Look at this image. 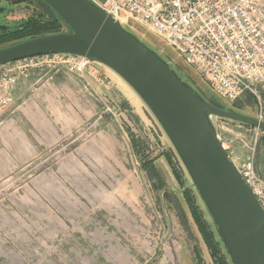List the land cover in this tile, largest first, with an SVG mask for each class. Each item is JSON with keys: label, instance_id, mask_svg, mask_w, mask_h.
Segmentation results:
<instances>
[{"label": "rangeland", "instance_id": "1", "mask_svg": "<svg viewBox=\"0 0 264 264\" xmlns=\"http://www.w3.org/2000/svg\"><path fill=\"white\" fill-rule=\"evenodd\" d=\"M0 8H4L0 25L7 26L11 32L35 13L44 12L33 0L13 5L0 0ZM132 26L135 34L152 49L163 56H172V64L181 65L187 79L189 76L195 79L196 82L188 80L196 90L216 99L226 109L264 120V95L261 101L248 96L233 104L221 101L193 69L183 64L175 51L146 27L136 23ZM66 31L63 28L61 33ZM9 69L0 68V80ZM56 75L77 77L80 96L97 105L99 111L77 133L53 149L54 156L47 164L39 160V165L0 179V264H219L220 257L212 254L188 202L185 193L190 185L188 175L168 138L138 96L115 73L95 63L81 73L70 72L64 66L30 69L17 83L31 76L35 81H53ZM212 121L229 153L241 160L252 157L257 174L264 180L256 166L264 148V132L216 117ZM104 128L116 131L119 153L127 158L145 189L139 206L133 209V219L124 218L125 212L118 206L109 212L102 197L94 191L88 196H79L77 182L72 185L57 171L59 160L75 145L56 153L61 147L76 137L79 142L89 141ZM133 138L142 148L140 153L133 145ZM89 166L86 165V171H92ZM59 175L68 194L57 192L61 188L55 177ZM98 183L88 179L85 190L99 189ZM190 193L198 214L210 223L199 199L193 191ZM61 207L66 209L65 213Z\"/></svg>", "mask_w": 264, "mask_h": 264}, {"label": "water", "instance_id": "2", "mask_svg": "<svg viewBox=\"0 0 264 264\" xmlns=\"http://www.w3.org/2000/svg\"><path fill=\"white\" fill-rule=\"evenodd\" d=\"M43 1L68 30L0 48V68L57 54L86 58L115 73L168 138L231 264H264V209L220 141L212 118L261 132L264 120L212 105L160 52L135 34L133 26L91 0ZM2 12L4 8H0ZM7 29L0 25V32Z\"/></svg>", "mask_w": 264, "mask_h": 264}, {"label": "built area", "instance_id": "3", "mask_svg": "<svg viewBox=\"0 0 264 264\" xmlns=\"http://www.w3.org/2000/svg\"><path fill=\"white\" fill-rule=\"evenodd\" d=\"M127 26L139 24L170 47L215 95L230 104L264 95V2L262 0H91ZM86 58L57 54L26 58L0 80V113L12 102V90L30 69L64 66L81 73ZM12 68V69H11ZM262 119V118H260ZM225 149L226 145L223 143ZM228 151V150H227ZM229 152V151H228ZM243 180L264 209V180L252 157H234Z\"/></svg>", "mask_w": 264, "mask_h": 264}, {"label": "crops", "instance_id": "4", "mask_svg": "<svg viewBox=\"0 0 264 264\" xmlns=\"http://www.w3.org/2000/svg\"><path fill=\"white\" fill-rule=\"evenodd\" d=\"M78 85L77 77L59 75L53 81H35L31 76L17 83L13 90V102L0 113V179L20 173L34 164L39 165V160L41 164H47L54 156L53 149L94 118L99 108L80 96ZM78 140L76 137L56 152L61 153L75 145L59 160L58 173L62 178L69 179L72 185L77 182L79 196H88L94 191L102 197L109 212L118 206L125 212L124 218L133 219V209L139 206L145 189L127 158L119 153L121 147L116 131L104 128L89 141ZM87 164L92 171H86ZM256 166L264 178V148ZM60 175L55 177L61 188L57 192L65 195L69 192ZM46 179L49 180V177ZM88 179L95 184L99 180V189L89 188L86 191ZM72 193L76 194L75 191ZM64 207L68 209L69 206ZM81 208L82 205L77 206L76 210ZM61 210L66 212L65 208L61 207Z\"/></svg>", "mask_w": 264, "mask_h": 264}, {"label": "trees", "instance_id": "5", "mask_svg": "<svg viewBox=\"0 0 264 264\" xmlns=\"http://www.w3.org/2000/svg\"><path fill=\"white\" fill-rule=\"evenodd\" d=\"M7 3H11L13 4H23L26 3V0H3ZM36 4H38L43 10V13H35L33 15V17H31L29 20H26V22H24L17 30L14 31H1L0 32V45L2 44H8L6 46H10L12 44H16L22 41H26V40H30L33 38H38V37H43V36H48V35H54V34H60L61 31L63 30V28H66V25L63 23V21L58 17V15L52 11V9L45 4V2L43 0H33ZM68 30V29H67ZM0 46V48L6 47L4 46ZM157 52V50H155ZM167 61H169L172 64L171 61V57L172 56H163ZM173 68L177 71V73L180 75V77H182V79L184 81H186L187 83H191L189 82L191 77L189 76V78L187 79L185 76V70L183 69V67L179 64H172ZM182 69L184 72H182ZM188 74V73H186ZM193 80V82H196L195 79L191 78ZM195 88V87H194ZM196 90V88H195ZM198 91V90H197ZM201 95H203V97L208 100L212 105H215L218 108L221 109H226L224 106L221 105V103L217 102L216 99L213 98H208L206 97L204 94H202L200 91H198ZM249 99H253L254 98L252 96H248ZM255 101V100H254ZM236 107H238V104H235ZM236 110V109H235ZM245 127H248L246 125H244ZM250 128V127H249ZM133 145L135 147V149L138 150V152L140 153V151L142 150V148H139L137 145V141L135 138H133ZM144 148V146H143ZM181 178V177H180ZM193 190L187 186L185 188V193L187 195V199L188 202L190 204L191 209H193L194 211V215L196 218V222L199 225V228L201 230V232L203 233L206 242L208 243L209 247L212 250V254L218 258L220 257V259H218L217 261L219 262V264H231L229 257L227 256V254L224 252L223 247H221V242L218 240L217 235L215 234L214 229L212 228L211 224L208 222H204L203 218L201 215L198 214V209L195 208V203L191 197V193ZM194 193V191H193ZM195 194V193H194ZM196 198V195H195Z\"/></svg>", "mask_w": 264, "mask_h": 264}]
</instances>
